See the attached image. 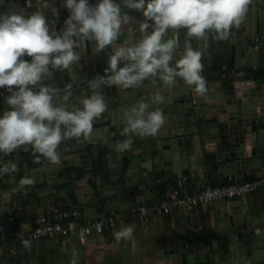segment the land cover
Instances as JSON below:
<instances>
[{"label":"water","instance_id":"1","mask_svg":"<svg viewBox=\"0 0 264 264\" xmlns=\"http://www.w3.org/2000/svg\"><path fill=\"white\" fill-rule=\"evenodd\" d=\"M52 1L53 7L48 4ZM14 8L44 14L49 29L57 25V32L69 16L67 9L60 10V0L0 3V12ZM122 12L131 19L118 43L138 38L141 34L137 27L144 19L142 12L134 9L122 7ZM232 29L243 38L232 34L229 41L231 50L225 57L233 67L226 83L211 79L213 74H201L205 80L203 93L179 77L170 88L156 78L128 89L105 85L100 91L108 104L106 112L94 122L88 138H66L60 143L59 164L34 153L30 145L0 156V162L12 160L17 164L15 173L0 176V264H39L41 254L34 253L32 262L23 252L13 255L6 245L26 237L38 226L40 215L50 210L72 205L82 219H99L109 212L129 213L133 207L151 205L163 189L173 192L181 188L192 193L193 183L207 187L218 177L234 178L236 183L264 177V77L235 76L244 73V67L256 64L259 55L264 58V50L257 51L249 40L254 35L264 37V0H252L244 21ZM172 32L168 30L169 35ZM176 35L180 53L189 38L184 28ZM211 37L202 42L191 39L192 46L201 50L202 70L212 69ZM218 49L221 61L222 46ZM77 52L81 59L71 69L53 70L51 77L41 81L61 90L71 85L72 104L90 94L89 81L104 74L112 49L96 52L94 42L89 41ZM156 93L164 101L153 104L152 109L163 112L164 124L153 135L132 136L131 147L117 151L114 145L128 139L121 134L125 126L123 110L141 100L150 102ZM6 96L0 99V112L8 107ZM24 177L32 178L33 183L21 187ZM217 214L212 233L205 231L204 237L187 216L181 225L162 231L165 253L172 264H264V201L254 202L248 209L232 203ZM201 241L207 243L206 247ZM199 249H207L206 256Z\"/></svg>","mask_w":264,"mask_h":264},{"label":"clouds","instance_id":"2","mask_svg":"<svg viewBox=\"0 0 264 264\" xmlns=\"http://www.w3.org/2000/svg\"><path fill=\"white\" fill-rule=\"evenodd\" d=\"M3 3V0H0ZM252 0H63L69 16L63 29L52 32L47 18L40 12L25 13L22 9L0 12V89L7 109L0 112V156H8L21 146L30 145L50 163H60L57 148L66 138H88L93 124L108 104L101 93L102 86L128 89L149 78H156L172 87L177 77L193 86L198 93L205 91L201 76L202 53L191 39L206 40L214 34L217 40H227L233 27L245 19ZM122 7L142 12L138 38L129 37L122 43L118 38L130 16ZM186 29L184 50L177 53L178 29ZM172 29L169 35L168 30ZM94 42L95 51L112 49L104 74L89 81L90 94L69 103L71 85L61 90L41 83L53 70H69L81 59L77 52L82 44ZM31 59H25L24 57ZM178 57V58H177ZM63 93V94H61ZM156 93L150 102L134 103L122 112V135L128 137L116 145L117 151L131 147L134 135H153L164 124L161 110L153 104L163 103ZM12 160L0 162V176L15 173ZM33 179L24 177L20 186ZM131 227L116 232L117 241L132 236ZM26 245L28 241L24 242Z\"/></svg>","mask_w":264,"mask_h":264},{"label":"crops","instance_id":"3","mask_svg":"<svg viewBox=\"0 0 264 264\" xmlns=\"http://www.w3.org/2000/svg\"><path fill=\"white\" fill-rule=\"evenodd\" d=\"M54 3L55 2L52 1L48 4L53 7L55 6ZM56 27L57 25L52 27L50 31L53 32V29L56 31ZM232 34H237L239 35V38H243V34H240L233 29L230 31L229 38L227 40H222L224 42L217 40L215 35L212 34L211 45L214 48L212 69L201 71L202 75L206 74L208 77L213 74L211 79H220V81H222L221 84L226 83L225 78H227L228 81V75L233 67L225 57L231 50L229 41L233 40V38H231ZM257 37L262 38L263 36L254 35L249 38L250 42L254 44L253 40ZM202 41L204 40H201L200 42ZM220 45L222 46L223 56L221 61H219L220 55L218 49ZM256 49L257 51L264 50V46L256 47ZM255 63L256 64L249 68L248 66L244 67L245 72L242 74H235V76L240 77L249 74L256 76V79L263 78L264 58H261V55H259ZM224 67H226V69H224ZM223 75H225V77ZM223 78L224 81L221 80ZM111 112L114 113L113 111ZM26 154L29 153H23V156ZM229 182H236V180L234 178L228 180L226 177H218L212 186L224 185ZM202 186H204L203 183H193L192 193L198 192ZM179 192L181 194H191V192L182 190L181 188L179 189ZM166 193L167 190L163 189L160 192L159 197L156 198V201L154 200L153 202L163 200ZM263 201L264 187L232 201L212 203L197 208L178 210L170 214L156 213L150 215L146 219L141 218L133 212L119 214L109 212L106 216L115 215L116 217L114 228L108 229L100 235L94 234L89 238L86 244H82L75 236H70L67 238H43L36 241L29 239L27 245L21 240H16L8 243L6 246L10 250V253H13L12 250H16L17 253L23 252L26 258L30 256L31 260L34 253L37 255L41 254L39 257V264H172V258L165 253V243L163 241L162 231H165L172 226L181 225L187 216L193 220V228L198 232L200 231L202 237H204L205 231L212 233V229L217 220V213L228 208L232 203H237L243 208L246 206L248 209V207L254 205V202L261 203ZM73 208L75 207L69 205L63 208L50 210L42 215H52L59 210H69ZM85 219H83V221H85ZM28 226L30 227V224ZM126 227H131L133 229L132 236L117 241L114 234ZM200 244L203 247H206L207 243L201 241ZM206 250L207 249H199L198 251L199 253H202L203 256H206ZM13 255H15V253H13ZM194 258H196V255L193 256V259ZM192 262H194V260Z\"/></svg>","mask_w":264,"mask_h":264},{"label":"built area","instance_id":"4","mask_svg":"<svg viewBox=\"0 0 264 264\" xmlns=\"http://www.w3.org/2000/svg\"><path fill=\"white\" fill-rule=\"evenodd\" d=\"M96 0H91L95 3ZM63 0H60V10L64 11ZM56 30V29H55ZM53 32H57L54 31ZM255 46H264V37H257L253 40ZM182 52V51H181ZM25 59H31L25 56ZM226 69V67H224ZM225 77V75H223ZM6 89H0V99L8 95ZM264 187V177L258 179H250L248 182L236 183L229 182L219 186H202V188L191 194H181L178 190L173 192L167 191L165 198L161 201L153 202L151 205L141 207H133V212L143 219L152 214H170L174 211L197 208L199 206L212 203L228 202L236 198H241L246 194L253 193ZM38 226L29 231L26 237L21 241L40 240L43 238L61 237L67 238L75 236L82 244H86L90 237L94 234H103L106 230L114 228L116 224L115 215L106 216L99 219H83L81 213L76 208L69 210H59L52 215H41L37 221ZM17 253L16 250H12Z\"/></svg>","mask_w":264,"mask_h":264}]
</instances>
